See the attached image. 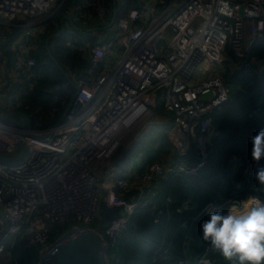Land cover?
I'll use <instances>...</instances> for the list:
<instances>
[{
  "label": "built area",
  "instance_id": "built-area-1",
  "mask_svg": "<svg viewBox=\"0 0 264 264\" xmlns=\"http://www.w3.org/2000/svg\"><path fill=\"white\" fill-rule=\"evenodd\" d=\"M66 1L0 0V40L8 39L11 50L0 61V105L3 89L8 95L0 114L21 109L22 96L34 87L38 77L35 29L45 25L51 13L62 11L80 27L111 16L104 5L91 10L92 0ZM165 4L159 14L150 5L116 13L113 45L121 50L117 62L108 67L110 44L88 48L83 66L67 72L77 91L56 126L31 124L27 129L25 123L18 129L0 118V155L15 157L17 141L24 145L17 161L0 159V264H19L14 255L17 243L41 246L49 262V253L60 244L52 242L63 233L57 227L66 219L75 221L69 228L78 226L89 234L94 227L90 223L101 218L97 209L103 195L97 178L103 167L115 177L118 203L114 206L124 205L122 214L100 225L109 252L124 231H136L130 221L135 207L155 205L161 180L193 175L205 164L214 134L210 115L229 100L231 86L225 75L240 70L251 75L256 69L258 59L250 49L264 39V0H166ZM14 28L18 33L13 37ZM158 96L172 114L161 121L169 122L165 135L172 152L161 154L139 172L115 174L111 159L122 138L154 116ZM53 113L54 109L50 117ZM193 150L196 160L191 162ZM239 165L233 158L230 168ZM258 167L250 156L245 176ZM238 195L234 193L226 203L232 207L259 200L238 199ZM209 206L213 204L200 213L207 216ZM75 235L72 232L70 237ZM167 252L168 248L155 250L153 257L166 259ZM202 259L208 261L206 253L197 264Z\"/></svg>",
  "mask_w": 264,
  "mask_h": 264
},
{
  "label": "trees",
  "instance_id": "trees-1",
  "mask_svg": "<svg viewBox=\"0 0 264 264\" xmlns=\"http://www.w3.org/2000/svg\"><path fill=\"white\" fill-rule=\"evenodd\" d=\"M130 7V0H126V4L119 8V12L125 13ZM55 14H59L57 32L61 27L60 19L63 14L61 12ZM51 40L53 38L49 40V49ZM8 41L0 40L1 57L3 54L9 55L6 47ZM51 54L60 65L70 62L73 67H80L83 64L77 51L71 53L68 49L59 50L58 57L55 53ZM250 55L264 62V39L252 44ZM36 56L37 81L27 92L26 105L23 104L21 107L28 115L36 107H41L42 110L49 109L52 95L51 93L48 95V90L60 81H66L48 54L44 42ZM226 81L231 86L229 100L210 115L214 134L210 139L205 164L193 175H169L159 184L154 198L155 205L135 207L130 221L135 224L136 231L134 233L124 231L115 241L111 249L113 258L109 264H178L179 259L187 260L186 264H197L199 257L205 253L207 258L211 259V264H233L225 261L203 240L201 224L208 216L200 212L209 203L222 212L233 210L226 201L234 193H239L238 199L254 196L264 202V186L256 181V171H252L249 177L245 176L252 151L250 137L264 129V69L260 74L251 75L240 70L235 75L226 76ZM72 90V86L67 82L66 89L62 88L59 95L62 96L66 91ZM258 108L259 111L255 112ZM233 158L240 163L235 170L230 168ZM150 159L152 157L144 163H150ZM190 160L191 162L196 160L194 150L190 152ZM260 166H264V159L259 162ZM239 184L240 187L237 186ZM101 204L102 207L105 206L104 202ZM107 209V214L100 216L101 220L109 224L114 217L120 215L121 209L119 206ZM155 218L158 220L154 221ZM183 223L186 225L183 226ZM163 248H168V257L163 259L157 256L154 259V251Z\"/></svg>",
  "mask_w": 264,
  "mask_h": 264
},
{
  "label": "rangeland",
  "instance_id": "rangeland-1",
  "mask_svg": "<svg viewBox=\"0 0 264 264\" xmlns=\"http://www.w3.org/2000/svg\"><path fill=\"white\" fill-rule=\"evenodd\" d=\"M73 0H67L66 2H71ZM134 1L136 4L139 5L140 3L144 2L143 4L145 6L150 5L153 7L156 12L155 14H159L163 11L165 8V2L166 0H130L131 4L134 5ZM172 0H170L171 2ZM180 0H176V2H179ZM92 3H95V5L90 6V9L93 10L100 5H104L108 8L109 14L112 13V1L106 2V0H93ZM126 4V0H117L116 1V7L118 9V14H124L119 12V8L121 9V6ZM175 4V3H174ZM172 4V5H174ZM138 5V6H139ZM133 7V6H132ZM131 8V7H130ZM51 13V12H49ZM54 14V13H53ZM50 14V18H48L44 23H48L46 25V29L41 30L38 32L37 28L36 30V36L38 40V51L42 47L43 42L45 41L46 36L55 34L56 30L58 28V19L57 15L59 14ZM107 19H111L110 15H106ZM54 20L56 22V28H51L49 22ZM53 23V22H52ZM66 23V22H65ZM108 23V22H107ZM69 24V23H68ZM89 25H93L92 23H89ZM89 25L87 24L85 27H80V25L73 23L72 26H66L64 29V32H62L60 35L56 36L51 40L50 44V51L52 53L57 54L59 50L66 51L67 49L69 52L77 51L79 54L80 61H83L84 64V57L87 53V50L89 47H91L92 43L96 40V33H92L90 30H79L80 28H88ZM54 26V25H53ZM2 30L3 27H0ZM59 31V30H58ZM78 34V35H77ZM77 36V37H76ZM111 37V36H110ZM9 52V50H7ZM76 54V53H75ZM58 57V54H57ZM1 53H0V61H1ZM56 59V58H55ZM71 58H68L70 60ZM58 62V61H57ZM59 63V62H58ZM65 64L61 65L66 72H68L69 69L74 68L70 62H64ZM60 64V63H59ZM82 64V66H83ZM80 66V67H82ZM79 68V67H77ZM67 80L66 81H60L57 83L53 88L48 90V95H52V103L51 107L47 110H42L41 107H36L31 110L30 112V120L32 126H41V125H52L53 122L60 116L62 113L64 107L66 106L68 100L72 96L74 90L72 91H66V93L62 96L59 95V92L62 90V88L67 87ZM36 84V83H35ZM73 89V87H72ZM10 90V89H8ZM28 90V89H27ZM11 95H14V91H10ZM25 96H22L24 105H26ZM27 98V97H26ZM54 109L53 117H50V112ZM153 117L149 118L148 120L144 121L142 124L138 125L134 131L127 133L124 135L120 142V146L118 150L116 151V154L113 155L111 159V164L115 167V174H118L122 171L127 170H135L136 172L141 171V168H144L147 163L144 161L150 158L149 156L152 152H155L158 154H166L170 152V143L168 139L166 140L165 135V129L169 125V122H161L163 118H172L171 112L164 108L162 105L161 97L158 96V99L156 101L155 106L153 107ZM9 120L11 124L18 128L22 129L25 121L22 116L20 115H11L9 116ZM168 141V143H167ZM155 154L152 155V157ZM149 161V160H148ZM115 179L114 175L109 176L107 174L106 167L101 168V172L98 174V183L99 188L102 192L103 199L98 205L97 209V215H106L107 214V207L113 208L115 204L118 202L115 201L116 197L118 196V189L115 187L113 180ZM102 202H104L105 206L102 207ZM247 202L245 201L241 206L233 205V210H243L246 206ZM121 211L120 214L123 213L124 205L121 204L119 206ZM99 218H95L90 225L95 226L100 221ZM103 225H106L107 222L103 221ZM75 223L74 220L66 219L65 223L58 225V231L64 232L67 230L70 226H72ZM57 234V233H56ZM56 234L53 235L52 239L56 237ZM41 246L39 245H32L29 247H26L24 243H17L14 246L15 251V259L19 262V264H34L38 257V252L41 250ZM109 259L113 258L112 251L108 252Z\"/></svg>",
  "mask_w": 264,
  "mask_h": 264
},
{
  "label": "clouds",
  "instance_id": "clouds-1",
  "mask_svg": "<svg viewBox=\"0 0 264 264\" xmlns=\"http://www.w3.org/2000/svg\"><path fill=\"white\" fill-rule=\"evenodd\" d=\"M254 161L264 159V129L250 137ZM255 179L264 186V166L257 168ZM201 224L202 238L233 264H264V202L249 200L243 210H209ZM201 264H208L202 259Z\"/></svg>",
  "mask_w": 264,
  "mask_h": 264
},
{
  "label": "water",
  "instance_id": "water-1",
  "mask_svg": "<svg viewBox=\"0 0 264 264\" xmlns=\"http://www.w3.org/2000/svg\"><path fill=\"white\" fill-rule=\"evenodd\" d=\"M111 4H112V13H111V19H110L108 26H111L113 24V22L116 18V13L118 11V9L116 7V0H112ZM240 12H242V7L240 8ZM64 19L68 20V22L70 23L71 26L73 25V23L70 21L69 16L64 15L61 18V27H60L59 31H57L55 34L48 35L44 41L46 50H47L48 54L50 55L51 59L54 61V63L58 67V69L62 72L65 79L68 81V83H70V85L73 87V90H74L72 96L68 100V102H67L66 106L64 107L62 113L53 123V126H56L64 118L68 108L70 107V105H71V103H72V101L76 95V91H77L76 84L70 79V77L68 76L65 69L54 59L53 55L51 54V52L49 50V45H48L49 40L51 38H54V37L60 35L64 31V28H65ZM88 29L89 28H80L79 30H88ZM3 91L5 92V96H4L3 102L0 105V113L2 112L4 102L8 96L5 89H3ZM11 115L22 116L23 119L25 120L26 128L27 129L31 128L30 117L22 109L5 111L2 114H0V118L5 123L12 125L10 120H9V116H11ZM17 144L19 147V153L17 156L11 157V156L0 155V159L17 161L21 157V155L24 151V145L20 140L17 141ZM101 224H102V220L100 219L98 224L95 225L94 227H92L90 229L89 234H87V235H85L84 230L80 229L78 226H73V227L65 230L63 233H61L55 239V241L52 242L53 245H54V243H57V242H60V244L58 246H54L52 251L49 253L51 260L47 263L45 262L46 252L44 249H41L38 252V257H37V260L35 261L34 264H109L110 259L108 257V253H107L108 252V245H107V242H106L105 238L103 237L102 233L100 232V225ZM72 232L76 233V235L73 238L70 237V234ZM49 246H51V244ZM199 264H201V262Z\"/></svg>",
  "mask_w": 264,
  "mask_h": 264
},
{
  "label": "crops",
  "instance_id": "crops-1",
  "mask_svg": "<svg viewBox=\"0 0 264 264\" xmlns=\"http://www.w3.org/2000/svg\"><path fill=\"white\" fill-rule=\"evenodd\" d=\"M69 4H70V2H68ZM78 3H80V0H78ZM144 2H142V3H140V5H139V2H138V4H136L135 3V1H134V5L133 4H131V8H132V6L133 7H139V8H142L143 7V9H146V7H145V5L143 4ZM139 5V6H138ZM153 8V7H152ZM154 9V8H153ZM155 10V9H154ZM61 12V14H62V11H60ZM155 12H156V10H155ZM64 16V14L62 15V17ZM61 17V18H62ZM53 22V23H52ZM66 22V23H65ZM108 22V23H107ZM109 22H110V19H105V20H99V19H96V18H94V20L93 21H91L90 23H92L93 25H89V29L88 30H90V31H92V33L94 34V33H96V40H95V42L94 43H92L91 45H95V44H100V43H103V44H110L111 45V48H110V51L108 52V67H111L112 65H114L116 62H117V60H118V58H119V56H120V51L121 50H119L118 49V47H115L114 45H113V36H114V31H115V24H114V22H113V24L111 25V26H108V24H109ZM64 23H65V25L66 26H68L69 24H68V20H66V19H64ZM48 24V23H47ZM47 24H45V25H40L37 29V31L39 32L40 30H41V28H42V30H44V29H46V25ZM49 24H50V27L51 28H53V27H55L56 28V22L54 21V20H52L51 22H49ZM54 25V26H53ZM60 25H61V19H60ZM65 26V27H66ZM69 26H71V25H69ZM68 26V27H69ZM15 29V28H14ZM13 29V33H12V35H13V37L18 33L17 31H18V29H16V30H14ZM65 29V28H64ZM36 32V31H35ZM78 35V34H77ZM111 36V37H110ZM77 37V36H76ZM9 45H10V43H9V41H8V43L6 44V47H7V50H10V48H9ZM44 46H45V43H44ZM46 48V47H45ZM11 51V50H10ZM39 52V51H38ZM11 53L9 52V55H10ZM4 55V54H3ZM257 58V57H256ZM258 59V61L256 62V69H255V71L253 72V73H257V74H260V72L264 69V62L261 60V59H259V58H257ZM235 72H237V71H235ZM225 76H231V75H229V74H226ZM172 152V148H171V146H170V152H168V153H171ZM153 154H155L153 157H152V155ZM161 154H156L155 152H152L149 156H151L152 157V159H150L151 161L152 160H154L155 158H158L159 156H160ZM150 157V158H151ZM211 260V259H210ZM210 260L208 259V264H211V262H210Z\"/></svg>",
  "mask_w": 264,
  "mask_h": 264
},
{
  "label": "bare ground",
  "instance_id": "bare-ground-1",
  "mask_svg": "<svg viewBox=\"0 0 264 264\" xmlns=\"http://www.w3.org/2000/svg\"><path fill=\"white\" fill-rule=\"evenodd\" d=\"M249 200H251V199L246 200V202H248Z\"/></svg>",
  "mask_w": 264,
  "mask_h": 264
}]
</instances>
